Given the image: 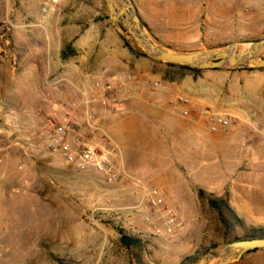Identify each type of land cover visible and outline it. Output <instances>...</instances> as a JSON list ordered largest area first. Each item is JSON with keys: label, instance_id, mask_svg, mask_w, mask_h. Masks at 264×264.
Masks as SVG:
<instances>
[{"label": "rangeland", "instance_id": "374dc122", "mask_svg": "<svg viewBox=\"0 0 264 264\" xmlns=\"http://www.w3.org/2000/svg\"><path fill=\"white\" fill-rule=\"evenodd\" d=\"M130 1L144 34L173 52L229 44L244 48L264 40V0ZM76 27L111 29L123 45L127 42L134 52L142 53L128 28L109 18L105 0H0V264H200L205 260L214 264L211 255L230 244L231 234L225 236L207 199L219 201L223 217L229 219L232 213L246 231L264 228L263 136L250 139V149L242 153L236 152L237 135L228 137L229 159L224 158L223 147L212 152L203 149L192 158L184 149L192 146L177 143L175 130L167 133L160 126L162 113L156 108L146 111L137 102L136 108L127 106L104 123L137 186L125 181L105 186L93 172H76L58 155L41 158L36 150L26 152L7 138L4 118L9 108L32 109L28 117L13 121L18 129L34 119L33 113H45L46 63L41 60L54 55L56 46L70 56ZM127 50L134 60L139 57ZM141 55L152 61L154 71H169L179 80L194 73L168 70ZM257 58L264 61V51ZM133 66L130 63L127 70L133 71ZM229 70L264 72L230 66L218 72ZM157 81L161 87L144 94L146 100H163L154 94L163 93L167 85L161 78ZM236 123L234 132H240V121ZM141 186L163 193L178 210L182 227L145 224L136 209ZM198 189L205 192V199L197 197ZM122 236L137 243L126 249ZM237 255L234 252L228 259ZM227 264H264V250L245 253Z\"/></svg>", "mask_w": 264, "mask_h": 264}, {"label": "built area", "instance_id": "2783aa9c", "mask_svg": "<svg viewBox=\"0 0 264 264\" xmlns=\"http://www.w3.org/2000/svg\"><path fill=\"white\" fill-rule=\"evenodd\" d=\"M160 87L158 81L110 66L89 71L77 81L66 74L46 73L43 78L45 113H33L34 119L18 129L13 121L28 117L32 109L9 108L4 118L9 127L6 136L26 152L36 150L41 158L58 155L76 172H93L105 186L120 181L137 186L138 181L125 171L121 150L103 121L121 114L141 90L156 91ZM188 103L182 97L169 102L180 108L183 118L189 116ZM155 107L162 110L165 105L156 102ZM199 115L212 134L225 133L229 128V118L223 114L203 109ZM139 196L136 209L142 213L145 224L161 223L166 229L182 227L178 210L168 204L157 188L141 186ZM154 230L159 233L158 229Z\"/></svg>", "mask_w": 264, "mask_h": 264}, {"label": "crops", "instance_id": "0c3cea01", "mask_svg": "<svg viewBox=\"0 0 264 264\" xmlns=\"http://www.w3.org/2000/svg\"><path fill=\"white\" fill-rule=\"evenodd\" d=\"M80 9H85V6L82 5ZM76 28L74 30L75 40L71 44L73 53L70 56L62 59L61 48L56 46L54 55L46 56L45 61L41 60V63H46L42 85L46 73L52 76L66 74L73 81H77L87 72L98 70L102 65L115 69H127L132 63L135 73L153 81L161 78L167 85L163 93L154 94L162 98L163 102H159L165 105L162 110H159L162 113L159 124L167 133L175 130L177 143L192 146L184 148L186 152H190V157L194 158V155L199 154L203 149L212 152L216 148L223 147L227 150L224 158L229 159L231 156H228V146L231 142L228 137L236 134L239 138L237 153L250 149L248 147L250 139L264 137V72L259 70H229L226 72H218L219 69L204 70L200 71L202 76L194 77L192 73L179 80L169 71H154L152 61L146 58L139 56L134 60V57L128 53L127 48L118 39L115 31L104 29L98 32L94 27L91 29ZM160 66L168 70L182 71L168 68L166 65ZM208 80H217L219 83L215 84ZM152 92L141 90L126 107L136 108L138 102L144 105L146 111L155 109L157 101L146 100V95H144L152 94ZM177 97L185 98L189 102L186 107L189 116L186 118L180 116L178 106L169 104ZM203 109L227 116L230 122L228 130L221 134L210 133L199 115V111ZM131 111L134 110L131 109ZM107 119L103 122L105 123ZM137 119L142 122L139 114ZM237 121H240V132H234L238 125ZM116 125L117 123L113 127ZM255 141L258 142L261 139ZM183 157L186 159L188 155ZM183 216L188 220L186 213H183Z\"/></svg>", "mask_w": 264, "mask_h": 264}, {"label": "water", "instance_id": "95a60500", "mask_svg": "<svg viewBox=\"0 0 264 264\" xmlns=\"http://www.w3.org/2000/svg\"><path fill=\"white\" fill-rule=\"evenodd\" d=\"M105 2L109 18L124 24L142 53L158 63L189 67L199 71L222 69L226 66L264 69V61L257 58L264 51V40L253 41L243 50H241L242 45L229 44L220 49L193 53L173 52L156 45L144 34L141 20L130 0H105ZM130 22L133 23V27ZM256 249H264V239L229 244L223 251L213 253L211 258L216 261L214 264H227ZM234 252L238 253L237 257L228 259V256ZM205 262L206 260L200 264Z\"/></svg>", "mask_w": 264, "mask_h": 264}, {"label": "trees", "instance_id": "16d2710c", "mask_svg": "<svg viewBox=\"0 0 264 264\" xmlns=\"http://www.w3.org/2000/svg\"><path fill=\"white\" fill-rule=\"evenodd\" d=\"M124 46L128 48L132 53L139 55V56H144L141 55L143 53L139 52H134L132 48L128 45L127 42H124ZM61 58L65 59L66 55L64 54V51L61 52ZM168 68L171 69H177V70H188L194 73H199L200 71L194 68H189V67H183V66H178V65H171V64H164ZM197 197L200 200L205 199V192L201 189H198L197 191ZM207 203L211 208H213L220 219V222L225 230V236L231 234V240L230 244L236 243V242H241V241H250V240H262L264 239V228L261 229H252L250 232L246 231L244 228V225L241 220L237 219L232 213H230V218L225 219L222 215V204L219 201H215L212 199H207ZM121 244L126 248L129 249L133 247L137 241L135 239H131L125 236H122L120 238ZM259 250H264V249H256V250H251L248 251L247 254L253 253Z\"/></svg>", "mask_w": 264, "mask_h": 264}, {"label": "bare ground", "instance_id": "6f19581e", "mask_svg": "<svg viewBox=\"0 0 264 264\" xmlns=\"http://www.w3.org/2000/svg\"><path fill=\"white\" fill-rule=\"evenodd\" d=\"M246 48H248V47H244V48H243V47H241V50H243V49H246Z\"/></svg>", "mask_w": 264, "mask_h": 264}]
</instances>
